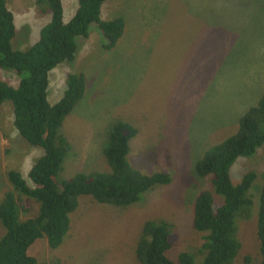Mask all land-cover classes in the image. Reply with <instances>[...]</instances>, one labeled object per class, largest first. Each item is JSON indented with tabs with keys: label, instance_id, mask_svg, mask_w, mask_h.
<instances>
[{
	"label": "rangeland",
	"instance_id": "obj_1",
	"mask_svg": "<svg viewBox=\"0 0 264 264\" xmlns=\"http://www.w3.org/2000/svg\"><path fill=\"white\" fill-rule=\"evenodd\" d=\"M62 4L68 21L76 0ZM6 6L14 15L11 46L25 50L38 39L49 15L38 12L35 0H6ZM101 15L124 18L116 45L104 49L101 33L91 26L88 38L78 39L74 59L49 74V102L60 98L69 72L85 77L83 96L60 127L70 148L58 178L107 172L103 148L108 131L125 120L137 130L127 155L130 164L147 174L165 172L170 181L125 208L80 196L62 243L53 249L42 237L27 252L37 264H138L134 245L142 224L156 219L171 222L177 233L168 257L178 264V255L187 252L200 263L205 241L191 227L192 204L198 192L214 191L211 176L198 177L194 167L206 150L236 131L239 117L264 90V0H105ZM0 77L12 85L18 82L13 71L0 69ZM39 154L41 149L29 145L13 126L10 103L2 102L0 199L9 188L6 170H19L28 181V169ZM250 170L257 177L249 194H259L264 143L235 160L229 168L232 183ZM257 206L258 195L250 208L236 214L241 243L236 264H243L246 253L256 256ZM37 209L36 203L30 211L35 215Z\"/></svg>",
	"mask_w": 264,
	"mask_h": 264
},
{
	"label": "trees",
	"instance_id": "obj_2",
	"mask_svg": "<svg viewBox=\"0 0 264 264\" xmlns=\"http://www.w3.org/2000/svg\"><path fill=\"white\" fill-rule=\"evenodd\" d=\"M104 2L76 0V10L68 21H64L62 0H35L38 12L48 14L49 20L34 43L25 50H14L11 46L15 35L14 15L6 6V0H0V69L13 71L18 77L16 85L0 77V104L10 103L17 133L29 145L41 149V154L33 159L28 169V181L19 170L7 169L5 172L9 188L0 199L3 229L0 264H37L27 251L42 237L50 248H57L69 231L70 214L76 209L80 196L125 208L140 201L145 191L170 181L165 172L147 174L130 164L127 155L132 150L130 143L137 130L125 120L116 121L108 131L103 148L109 167L107 172L77 173L67 179L58 178L70 148L60 127L65 116L81 100L85 77L80 72H69L60 98L49 102V74L61 63L74 59L78 39H87L91 26L101 33L104 49L116 45L124 30V18H103ZM263 143L264 90L258 102L239 117L236 131L211 146L195 163V174L201 178L210 175V186L214 191L198 192L192 204L191 227L205 241L199 251L202 260L196 264H236L241 249L236 214L243 207L250 208L257 195L258 249L256 256L246 253L241 261L243 264H264V181L259 194L252 191L250 195L257 172L246 171L237 184L232 183L229 174V168L238 157L253 154ZM216 195L220 202L215 207ZM36 203L38 209L33 215L30 210L36 208ZM176 240L177 233L171 222L147 219L134 245V258L138 264H176L167 255ZM177 263L195 264L193 256L187 252L178 255Z\"/></svg>",
	"mask_w": 264,
	"mask_h": 264
}]
</instances>
